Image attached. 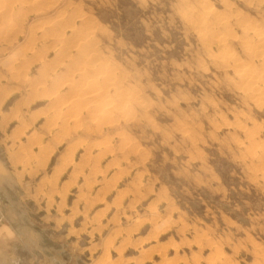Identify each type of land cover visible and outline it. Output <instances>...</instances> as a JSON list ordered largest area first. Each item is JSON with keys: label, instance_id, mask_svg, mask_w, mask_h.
<instances>
[{"label": "rangeland", "instance_id": "1", "mask_svg": "<svg viewBox=\"0 0 264 264\" xmlns=\"http://www.w3.org/2000/svg\"><path fill=\"white\" fill-rule=\"evenodd\" d=\"M0 32L3 264H264V0H0Z\"/></svg>", "mask_w": 264, "mask_h": 264}, {"label": "bare ground", "instance_id": "2", "mask_svg": "<svg viewBox=\"0 0 264 264\" xmlns=\"http://www.w3.org/2000/svg\"><path fill=\"white\" fill-rule=\"evenodd\" d=\"M27 1V0H26ZM36 1V0H35ZM206 3V2H205ZM203 9V8H202ZM5 11V10H4ZM24 15H25V13H24ZM57 17V16H56ZM198 17V16H197ZM6 18V17H5ZM61 18H62V16H61ZM59 22V21H58ZM255 22V21H254ZM60 23V22H59ZM61 23H62V20H61ZM8 24V23H7ZM48 25H50V24H48ZM10 26V25H9ZM55 26V25H54ZM68 26V25H67ZM2 27V26H1ZM88 27V26H87ZM81 28V27H80ZM49 29L50 30H53L54 32H55V30H54V27L53 26H50L49 27ZM57 29V28H56ZM61 29V28H60ZM9 30V29H8ZM65 30V29H64ZM74 29H72L71 31V33L73 34L74 33V35L73 36H76L77 34H75V31H73ZM63 31V30H62ZM61 31V32H62ZM61 32L59 33V35L61 34ZM1 33V32H0ZM63 33V32H62ZM92 34V33H91ZM82 35V34H81ZM47 36V35H46ZM62 36V35H61ZM65 36V35H64ZM205 36V35H204ZM68 39V38H67ZM83 39V38H82ZM72 40V39H71ZM259 47L261 48V50L263 51L264 50V38H261V37H259ZM62 41H64V40H62ZM59 43H60V40H59ZM64 43H65V41H64ZM63 44V43H62ZM60 45L58 48H62V46L64 47V48H62V50H61V55L63 54L64 56H65V58H69L70 56H71V53H70V50L68 49V48H65V46H64V44L63 45ZM66 44V43H65ZM68 44V43H67ZM77 46V45H76ZM44 47V46H43ZM67 47H69L68 45H67ZM78 47V46H77ZM70 48V47H69ZM66 49H68V50H66ZM77 50H76V52L78 53V48H76ZM64 56H62V57H64ZM73 56V55H72ZM78 56V55H77ZM82 56V55H81ZM85 57V56H84ZM74 58V57H73ZM61 59V58H60ZM72 59V58H71ZM85 59V58H84ZM233 59H234V61L232 60V62H236V59L234 58V56H233ZM66 60V59H65ZM74 60V59H73ZM86 60V59H85ZM72 61V60H71ZM70 61V62H71ZM59 62V61H58ZM73 62V61H72ZM60 63H62V62H60ZM74 63V62H73ZM64 64V63H63ZM69 65V64H68ZM75 65H77L76 67L77 68H75V71L77 70V72L76 73H78V63L77 64H75ZM70 66V65H69ZM71 66H73V65H71ZM246 66V65H245ZM251 66V65H250ZM26 67V66H25ZM83 67V66H82ZM247 67V66H246ZM81 68V67H80ZM115 68V67H114ZM247 69V68H246ZM246 69H241V70H237L236 72H237V77L241 80V81H243V82H245L246 84H248V85H253V84H256L259 80V76H258V73L256 74V73H254L253 71H249L248 69L246 70ZM19 70V69H18ZM107 70V69H106ZM74 70L70 73V75L68 76V77H64V81H66L67 83H66V85L68 86V92H65L66 94H64V96L62 97V99H60L59 101H58V103H60L61 101L63 102V103H61V104H63V107H64V116H70V117H72L70 120L72 121V122H75V123H77L78 124V102L80 101L79 100V96L78 95H80V93H78V84H76V82H75V78H74V72H75ZM81 71V70H80ZM95 72H97V71H95ZM76 75V74H75ZM95 75H97V73L95 74ZM25 77V76H24ZM97 77V76H96ZM103 78H104V76H102ZM91 78V77H90ZM102 78V79H103ZM258 78V79H257ZM105 80L106 79H109V78H104ZM86 83V82H85ZM84 83V84H85ZM112 86V85H111ZM252 90H254L255 92H257L258 91V88H255V87H252L251 88ZM257 90V91H256ZM57 91V90H56ZM93 90H91V92H92ZM83 92V91H82ZM89 93H91L90 92V90L88 91ZM258 94L260 93L261 94V92H257ZM256 93V94H257ZM263 94V93H262ZM93 95V94H92ZM101 96V95H100ZM258 96V95H257ZM97 97H99V96H97ZM252 98V97H251ZM262 98V97H261ZM81 99V98H80ZM66 100V101H65ZM126 101V100H125ZM60 104V105H61ZM89 105V104H88ZM260 105V104H259ZM94 106V105H93ZM92 106V110H93V108L94 107H97V105H95L94 107ZM57 107H59V106H57ZM62 107V106H61ZM60 108V107H59ZM120 109V108H119ZM54 110V109H53ZM59 110V109H58ZM91 110V111H92ZM94 110H95V108H94ZM99 110V111H98ZM98 110L96 109V111H98V112H100V113H105L106 112V110L105 109H103V108H98ZM58 112H60V111H58ZM61 113V112H60ZM59 113V114H60ZM107 113V112H106ZM109 114V113H108ZM63 116V115H62ZM55 117V116H54ZM58 117H60L59 115H58ZM67 117H65L64 119H66ZM85 118V117H84ZM69 128V127H68ZM58 140V139H57ZM108 141V140H107ZM162 260V259H161ZM166 263V261H164V262H162V264H165ZM213 263V262H212ZM230 263V262H229ZM161 264V263H160Z\"/></svg>", "mask_w": 264, "mask_h": 264}, {"label": "crops", "instance_id": "3", "mask_svg": "<svg viewBox=\"0 0 264 264\" xmlns=\"http://www.w3.org/2000/svg\"><path fill=\"white\" fill-rule=\"evenodd\" d=\"M20 239V235L17 234V231L13 227H11V225L3 224L2 226H0V264H3L2 261L8 253L6 252L7 247H10L11 245L14 246L15 243ZM11 254V258L14 259V262H16L17 264H19V261H22V264H59L57 261H52V259L50 260V258L47 259V257L43 255L42 251L37 252L32 250V248H30L29 250V256H31V258L29 257L26 262L21 260L20 256L15 252H11Z\"/></svg>", "mask_w": 264, "mask_h": 264}]
</instances>
